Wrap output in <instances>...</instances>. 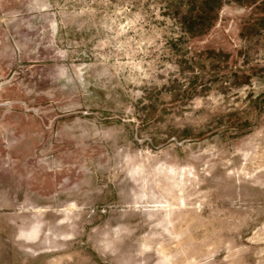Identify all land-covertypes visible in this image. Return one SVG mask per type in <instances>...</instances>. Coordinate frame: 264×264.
<instances>
[{"label":"rangeland","instance_id":"1","mask_svg":"<svg viewBox=\"0 0 264 264\" xmlns=\"http://www.w3.org/2000/svg\"><path fill=\"white\" fill-rule=\"evenodd\" d=\"M203 1L0 0V264H264V0Z\"/></svg>","mask_w":264,"mask_h":264},{"label":"trees","instance_id":"2","mask_svg":"<svg viewBox=\"0 0 264 264\" xmlns=\"http://www.w3.org/2000/svg\"><path fill=\"white\" fill-rule=\"evenodd\" d=\"M200 11L195 16V21H198L196 24L193 20L187 21L186 27L188 28V33L192 35V38L199 37L200 35L205 34L215 25V19H217L216 8L217 4L214 0H204L201 4ZM264 18V17H262ZM261 18V19H262ZM196 26V29L192 31V27Z\"/></svg>","mask_w":264,"mask_h":264}]
</instances>
